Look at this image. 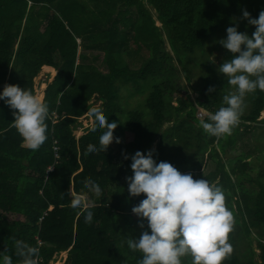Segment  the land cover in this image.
Returning a JSON list of instances; mask_svg holds the SVG:
<instances>
[{
	"label": "trees",
	"instance_id": "obj_1",
	"mask_svg": "<svg viewBox=\"0 0 264 264\" xmlns=\"http://www.w3.org/2000/svg\"><path fill=\"white\" fill-rule=\"evenodd\" d=\"M241 9L258 18L264 0H0V90L5 84L18 85L35 95L34 78L41 68L57 71L44 92L43 102L49 106L47 140L39 149L22 146L11 126L14 110L0 101V251L7 247L13 264H20L13 238L40 248L38 264H61L66 253L63 264H137L140 254L129 251L123 241L142 231L131 209L144 196L129 197L127 191L131 160L115 155L111 144L105 152L89 155L90 144L99 146L100 133H93V126L79 139L73 134L79 118L93 106L109 123L117 122L114 138L127 137L124 154L146 153L159 139L157 163L166 161L181 173L222 188L234 217L229 233L233 251L223 264H264V168L253 180L248 157L241 154L232 171L218 164L203 175L208 161L218 158L210 145L216 143L225 155L238 144L241 124L218 138L200 127L193 102L178 99L169 118L165 111L166 94L177 86L165 78L167 45L187 84L199 94L197 104L212 113L224 106L230 85L205 55L233 20L244 25L249 36L255 31L238 16ZM80 49L103 54L107 72L79 60ZM132 50L147 53L138 69L121 66ZM194 72L201 87L193 84ZM145 87L150 91L141 104H122L121 88L135 96ZM210 87L214 91L209 92ZM246 97L250 110L241 120L255 123L264 111V92ZM55 112L53 124L50 113ZM166 122L171 126L163 128ZM89 179L100 185L102 195L90 206L92 222L85 223L80 210L69 205L75 195L89 193L84 188ZM230 190L240 192L237 213ZM253 234L259 261L252 249ZM182 264H191V258H182Z\"/></svg>",
	"mask_w": 264,
	"mask_h": 264
},
{
	"label": "clouds",
	"instance_id": "obj_2",
	"mask_svg": "<svg viewBox=\"0 0 264 264\" xmlns=\"http://www.w3.org/2000/svg\"><path fill=\"white\" fill-rule=\"evenodd\" d=\"M241 14L246 27L252 26L255 31L251 36L247 31L240 32L239 21L233 20L235 26L227 27L226 38L218 41L233 54L217 69L231 90L223 96L224 106L209 114L208 121H200L205 133L218 138L230 135L238 125L246 107V96L257 90L264 92V9L258 18H253L246 9H241ZM208 91L214 89L210 87ZM0 101L14 110L11 126L21 136L23 145L33 151L39 149L47 140L48 104L29 90L9 84L0 90ZM86 112L93 123V133H100L99 146L90 144L89 155L105 152L114 139L121 142L113 136L117 122L109 123L98 107L87 108ZM52 121L56 123L57 119ZM123 155L131 160L132 176L126 177L129 197L144 196L131 209L141 221L142 231L138 237L123 239L129 251L140 254L137 264H182L184 257H190L191 264H223L233 251L229 233L233 230L234 217L225 204L222 188L207 179H194L191 173H181L166 161L157 163L155 148L146 153L138 150L130 157ZM84 188L96 197L102 195L100 185L91 179ZM69 206L80 210L85 223L92 222L90 204L80 195H75ZM13 240L14 254L20 258V264H38V246ZM0 264H13L7 247L0 251Z\"/></svg>",
	"mask_w": 264,
	"mask_h": 264
},
{
	"label": "rangeland",
	"instance_id": "obj_3",
	"mask_svg": "<svg viewBox=\"0 0 264 264\" xmlns=\"http://www.w3.org/2000/svg\"><path fill=\"white\" fill-rule=\"evenodd\" d=\"M147 7L150 9L153 16L155 17L156 25L160 28L161 23L157 20L154 10L149 6H147ZM238 16H241V15H238ZM231 26H235V25L232 24ZM238 31L245 32L244 25H242L241 23H239ZM222 38H226V30H224L223 32H221L218 35V37L213 41V47L211 46V48L209 50H206V55H205L208 58V63H212L217 69L223 63L224 60L231 59V57L227 56V50L223 49L220 46V44L218 43V41ZM130 52H131L132 56L131 55L127 56L121 66H128L131 69L140 68L143 61L146 59L147 53L145 51H143V53H136L134 50H132ZM164 52L170 53V56L168 58H166L165 64H164V68H166L168 71V73L165 75V78L170 83L177 85L175 88L170 90L168 92L169 94H166V97H165V100H166L165 111L168 110L170 112L168 115V118L173 114V109L178 106L177 100L183 99L187 102L191 101L195 105V108H196L195 116L199 120V125H200V121L201 120L206 121V119H208V117H209V114H211L212 112L203 109L200 105H199L200 107H196L198 105L197 99L199 97V94L197 93L196 90L192 89L191 86L187 84L180 67H178V65H177L174 54L171 52L168 45H167V49H164ZM78 54H80L79 60H81L83 58L88 63L89 62L94 63L103 72H107V70H108L107 66L103 62V58H104L103 54L91 53V51L87 53V52L82 51L81 49L78 51ZM89 55H90V57H89ZM94 55H98L97 60H94ZM54 71H55V73H54ZM177 73H179L180 76ZM217 73H218V71H217ZM56 74H57V71L55 69H53L51 67H46V66L42 67L41 71L34 78L35 96L40 91L43 92L42 95L44 94L47 85L54 81ZM196 74L197 73L194 72L193 84H194L195 88H198V87H201L200 86V79L197 78ZM218 74H220V73H218ZM160 79L161 78H158V81H160ZM43 86H45V87L43 88V91H42L41 89ZM186 87H187L188 91H187ZM230 90H231V86L229 88V91ZM149 91L150 90L147 87H145L143 92H142V95L136 94L135 96H131L130 92L121 88L120 92L123 93V94H121L122 95L121 96V102L123 105L130 102L132 107L137 106V105L141 104L142 99L144 101V99L148 95ZM128 94H130V95H128ZM43 99H44V95H43ZM94 101L95 100L93 99L91 101V103ZM245 103H246V107H245L243 115H247L249 113V110H250V104L248 103L247 97L245 98ZM141 106H143V105H141ZM88 122L90 124H88ZM78 123L80 124V126H78L73 131V134L76 137V139H79L82 135H84L87 132L88 129L92 128V126H93V123L87 114L85 116L79 118ZM239 123L241 125H240L239 135L237 136V138L239 137L237 140L238 144L236 143L233 147L226 149V151L229 153V155L231 157H226V154L224 155L222 150L217 145H215L216 143L214 145L213 144L210 145V148H214L216 150L218 158L210 159L208 161V164L204 169L203 175H207L209 172L214 171L218 164H223L228 171H232L235 166L239 165L238 164L239 156L241 154H244V157H246V156L248 157L247 158L248 160H246V161H248L249 167L251 169L250 170L251 171L250 172L251 178L254 180L260 176L259 173L264 168V112L260 113V116L255 123H247L246 122L243 124V121L241 119H240ZM88 125H91V126L88 127ZM169 126H171V122H169V123L166 122L163 128H166ZM119 139L121 141L120 143H116L114 140L110 147L114 151L115 155L121 156L125 152L123 149V146H124L125 142L127 141V137L123 136V137H120ZM158 141H159V139H158ZM158 141H156L152 145V147H150L148 150L153 149V148L157 149V144H158L157 142ZM131 153H133V152H131ZM241 177H243V174ZM232 178H233V181L235 182L236 177L233 175ZM218 180L215 182V184L218 182ZM255 181H257V180H255ZM245 183H246L245 186L247 187V189L252 188L251 183H249L247 181H245ZM229 192L231 193V195L233 197L232 204H233V208L235 209V211L237 213L238 202H240V197H239L240 192L233 191V190H230ZM81 198L84 199L86 202H88L90 204V206L96 205L99 203V197H96L94 194H92L90 192L89 193L83 192L81 195ZM253 232H255V230H253ZM251 239H252V249L256 253L255 254L256 255L255 260L259 261L258 255L260 254V249L257 247V238H256L255 234L252 235ZM240 252H244V250L242 249ZM66 256H67V254L64 257V261L66 259Z\"/></svg>",
	"mask_w": 264,
	"mask_h": 264
},
{
	"label": "crops",
	"instance_id": "obj_4",
	"mask_svg": "<svg viewBox=\"0 0 264 264\" xmlns=\"http://www.w3.org/2000/svg\"><path fill=\"white\" fill-rule=\"evenodd\" d=\"M43 67H45V66H43ZM50 67V66H49ZM53 68V67H52ZM42 69V68H41ZM54 69V68H53ZM54 73H55V71H54ZM57 75V74H56ZM50 84V83H49ZM48 86V85H47ZM51 115V116H50ZM50 120H52V119H57V112H55V113H50ZM52 123H53V121H52ZM54 124V123H53ZM88 124H90L89 122H88ZM91 125H88V127H90ZM22 146L23 147H25L24 145H23V143H22ZM67 254V253H66ZM55 258V257H54ZM66 258H67V256H66ZM66 260V259H65ZM65 262V261H64ZM64 262H62V264L64 263Z\"/></svg>",
	"mask_w": 264,
	"mask_h": 264
},
{
	"label": "bare ground",
	"instance_id": "obj_5",
	"mask_svg": "<svg viewBox=\"0 0 264 264\" xmlns=\"http://www.w3.org/2000/svg\"><path fill=\"white\" fill-rule=\"evenodd\" d=\"M46 67H48V66H46ZM44 87H45V86L42 87V89H41L42 91H43V88H44ZM42 93H43V92L40 91V92H38L37 95H36V97H37L38 99H40V100H43V95H44V94L42 95Z\"/></svg>",
	"mask_w": 264,
	"mask_h": 264
},
{
	"label": "water",
	"instance_id": "obj_6",
	"mask_svg": "<svg viewBox=\"0 0 264 264\" xmlns=\"http://www.w3.org/2000/svg\"><path fill=\"white\" fill-rule=\"evenodd\" d=\"M225 154H226V157H231L227 151H226Z\"/></svg>",
	"mask_w": 264,
	"mask_h": 264
}]
</instances>
